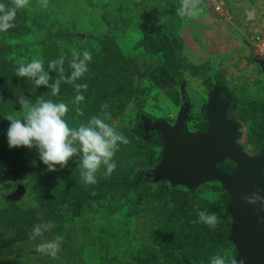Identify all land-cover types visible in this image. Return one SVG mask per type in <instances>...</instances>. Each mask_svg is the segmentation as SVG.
<instances>
[{"label":"rangeland","instance_id":"1","mask_svg":"<svg viewBox=\"0 0 264 264\" xmlns=\"http://www.w3.org/2000/svg\"><path fill=\"white\" fill-rule=\"evenodd\" d=\"M216 1L230 6L228 21L238 4L264 20V0H198V15ZM0 3L13 6V0ZM181 6L182 0H48L45 8L42 0H29L17 10L15 27L0 31V264H211L217 253L229 261L234 256L229 196L218 179H203L191 189L169 179H135L138 171L155 168L164 149L158 131L141 128L157 120L173 124L187 101L183 129L205 131V106L214 88L229 100L235 142L250 157L262 147L264 82L258 60L264 58L249 46L250 56L238 69L239 61L226 63L225 54L191 61L187 50L195 40L186 44L184 37L196 34L191 17L179 14ZM263 37L264 32L246 38L242 48ZM73 49L91 53L88 71L74 84L61 81L57 95L16 76L21 61L41 59L48 70L62 56L68 76ZM252 63L255 74L248 70ZM49 75L50 83L59 78L55 71ZM75 84L87 85L79 102ZM21 95L30 104L38 96L65 103L70 127L110 114L106 122L130 141L120 144L111 175L101 166L97 183L88 184L79 155L49 171L37 148H10L5 117L27 113L18 102ZM219 165L229 172L235 167L230 160ZM115 179L135 184H106ZM201 211L215 213L221 222L210 227L200 220ZM37 225L42 235L33 239ZM58 236L63 239L55 257L36 250Z\"/></svg>","mask_w":264,"mask_h":264},{"label":"clouds","instance_id":"2","mask_svg":"<svg viewBox=\"0 0 264 264\" xmlns=\"http://www.w3.org/2000/svg\"><path fill=\"white\" fill-rule=\"evenodd\" d=\"M198 0H182V6L178 10L181 16L194 17L198 15ZM29 6V0H13V6L9 7L0 3V31H7L15 27L16 12ZM42 6L48 7V0H42ZM92 59L89 51L85 50L82 55L75 49L72 50V60L70 75H64V57L49 62L48 70L44 68L41 59H33L31 62L21 61L16 70L17 77H27L34 80L39 87L41 85L52 89V94L59 93L61 81L74 84L88 71V62ZM50 71L59 73V78L53 83ZM77 91L76 102L84 99L80 90L87 89L86 84H75ZM18 102L22 107H27L28 111L23 118H16L12 115L5 117L10 121L7 129L8 145L10 148L35 147L38 150L40 160L47 165L49 171H56V166L64 168L68 161L79 155L81 157V177L88 184L97 183L96 173L104 166L105 176H110L116 168L113 159L119 150L120 144H128L129 139L123 132L106 122L110 119V114L104 116H93L87 123H81L78 127H70L64 118L68 112V107L63 102H53L46 100L43 96H38L34 104H30L28 99L21 95ZM107 105H102L106 108ZM79 111V110H78ZM95 194V193H93ZM250 205L260 204V210L264 211V196L260 190L254 191L241 197ZM36 206V205H34ZM200 220L210 227L215 228L220 222V218L215 213H198ZM259 222H264V217H260ZM52 225H44V229ZM37 235H42L41 226L37 225L33 230V239ZM62 237H56L53 241H47L37 246L38 252L49 254L55 257L59 251ZM211 264H244V259L238 261L227 260L225 256L217 253L211 258Z\"/></svg>","mask_w":264,"mask_h":264},{"label":"water","instance_id":"3","mask_svg":"<svg viewBox=\"0 0 264 264\" xmlns=\"http://www.w3.org/2000/svg\"><path fill=\"white\" fill-rule=\"evenodd\" d=\"M264 70V59L258 60ZM228 99L220 98L218 89L209 93L205 106L208 127L203 132L183 129L188 102L184 101L173 124L157 120L147 126L148 131L160 133L164 149L151 172V180L169 179L187 188H194L206 178L218 179L229 196L227 206L231 216L228 238L235 248L230 259H244V264H264V217L260 204L250 205L242 196L260 190L264 196V135L260 152L248 156L235 142L236 124L228 117ZM230 160L232 172L220 168L219 163Z\"/></svg>","mask_w":264,"mask_h":264},{"label":"crops","instance_id":"4","mask_svg":"<svg viewBox=\"0 0 264 264\" xmlns=\"http://www.w3.org/2000/svg\"><path fill=\"white\" fill-rule=\"evenodd\" d=\"M232 16L231 21L221 20L211 10L190 18L194 26L192 29L196 35L191 38V36H187L189 34L185 33L187 35L184 40L186 44H191L195 40V43L191 44L187 50L191 61L197 60L199 56L225 54L230 55L226 63H235L237 60L239 65L235 67L237 69L243 67L247 57L250 56V41L248 40V47L245 45V48H242V42L245 43L246 38L261 36L264 32V20L258 15L254 17L240 4L234 6ZM252 56L254 55L252 54ZM253 67L252 63L248 66V70L255 74L256 71H253ZM230 69L233 70L232 66ZM245 70L246 68H244ZM247 73L252 76L249 72ZM260 75L264 82V70L260 71Z\"/></svg>","mask_w":264,"mask_h":264},{"label":"built area","instance_id":"5","mask_svg":"<svg viewBox=\"0 0 264 264\" xmlns=\"http://www.w3.org/2000/svg\"><path fill=\"white\" fill-rule=\"evenodd\" d=\"M212 10L219 19L226 21L229 20V8L222 2L216 1L212 6ZM250 46L253 49L255 56L264 58V37L250 42Z\"/></svg>","mask_w":264,"mask_h":264},{"label":"trees","instance_id":"6","mask_svg":"<svg viewBox=\"0 0 264 264\" xmlns=\"http://www.w3.org/2000/svg\"><path fill=\"white\" fill-rule=\"evenodd\" d=\"M146 123H144L145 125ZM143 125V126H144ZM141 131L143 133H147L145 131H148L147 129H145V126L141 128ZM152 131H157V130H152ZM148 132H151V131H148ZM220 166V165H219ZM221 168V166H220ZM151 172L152 170H141V171H138L136 176H135V179H144V180H151ZM107 185H124V186H132L135 184V180H132V181H126V180H109L108 182H106ZM100 185L101 183L97 184L96 186V189H99L100 188Z\"/></svg>","mask_w":264,"mask_h":264}]
</instances>
